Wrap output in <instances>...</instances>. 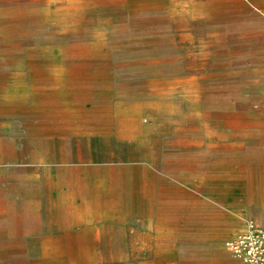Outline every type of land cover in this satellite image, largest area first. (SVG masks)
Masks as SVG:
<instances>
[{
    "label": "rangeland",
    "instance_id": "rangeland-1",
    "mask_svg": "<svg viewBox=\"0 0 264 264\" xmlns=\"http://www.w3.org/2000/svg\"><path fill=\"white\" fill-rule=\"evenodd\" d=\"M263 213L264 0H0V264H227Z\"/></svg>",
    "mask_w": 264,
    "mask_h": 264
},
{
    "label": "built area",
    "instance_id": "built-area-1",
    "mask_svg": "<svg viewBox=\"0 0 264 264\" xmlns=\"http://www.w3.org/2000/svg\"><path fill=\"white\" fill-rule=\"evenodd\" d=\"M225 247L244 264H264V226L249 224L226 240Z\"/></svg>",
    "mask_w": 264,
    "mask_h": 264
},
{
    "label": "crops",
    "instance_id": "crops-1",
    "mask_svg": "<svg viewBox=\"0 0 264 264\" xmlns=\"http://www.w3.org/2000/svg\"><path fill=\"white\" fill-rule=\"evenodd\" d=\"M264 214V213H263ZM237 232H232V234L230 236H228L224 242H223V246H224V250H222L219 254V257H222L224 259V261L227 264H239L240 260H238L236 257H234L225 247V241L228 240L229 238L233 237Z\"/></svg>",
    "mask_w": 264,
    "mask_h": 264
},
{
    "label": "bare ground",
    "instance_id": "bare-ground-1",
    "mask_svg": "<svg viewBox=\"0 0 264 264\" xmlns=\"http://www.w3.org/2000/svg\"><path fill=\"white\" fill-rule=\"evenodd\" d=\"M259 225H262V224H259ZM264 226V225H263ZM248 228V227H247Z\"/></svg>",
    "mask_w": 264,
    "mask_h": 264
}]
</instances>
